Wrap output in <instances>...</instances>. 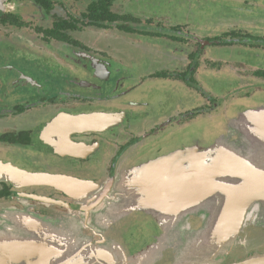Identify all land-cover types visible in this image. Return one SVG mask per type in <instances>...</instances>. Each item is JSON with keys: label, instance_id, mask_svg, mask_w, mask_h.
Here are the masks:
<instances>
[{"label": "flooded vegetation", "instance_id": "1", "mask_svg": "<svg viewBox=\"0 0 264 264\" xmlns=\"http://www.w3.org/2000/svg\"><path fill=\"white\" fill-rule=\"evenodd\" d=\"M128 1L8 0L6 10L0 14V264H70V259L48 249L53 248L54 240L61 241L56 234H60L65 217L74 220L76 229L86 231L79 238L82 256L101 264H239L264 257V194L248 193L257 187L250 178L229 181L227 185H236V192L218 187L216 192L201 195L197 204L204 206L205 212L197 213L192 222L196 223L195 232L210 242L209 246L202 242L182 249L186 237L171 235L170 225L158 230V239L156 235V239L143 240L145 227L137 224L129 242L124 239L120 243V259L112 261L108 253L98 259L96 254L101 252L95 248L90 251L95 237L101 235L97 231L100 225H96L99 216L111 212L107 205L121 198L115 193V185L126 161L140 160L138 153L153 151L157 141L167 140L176 127L224 113L231 99L237 102L258 93L264 103V64L257 67L242 57L236 63L242 75L236 87L227 92L229 102L222 106L223 102L219 103V98L206 88V71L222 69L223 61L205 55L210 48L238 47L243 53L254 52L261 62L264 0L259 7L262 16L237 15L236 25L241 28L220 31L218 36L209 31L199 36L189 30L190 22H172L168 15L157 14L155 0L140 4L136 14L134 10L129 12ZM246 11L256 12L251 8ZM90 33L95 35L94 40L88 38ZM112 33L139 37L153 49L158 41L166 43L165 51L170 58L174 55L172 64L166 71H149L135 78L127 68L117 67L115 61L124 63L121 57H114L105 43L100 44L98 35L105 39L104 35ZM182 33L183 37L179 35ZM153 79L177 85L172 90L175 95L187 100L197 95L202 103L191 110L161 111L157 117L151 116L150 101L137 94L141 85ZM157 89L149 87L147 97L153 98ZM99 114L109 117L105 127L95 131L76 132L61 122L63 118ZM160 134H166V139L161 140ZM159 153L156 161L143 163L158 162L168 167L172 159L163 157V149ZM244 159L247 164L236 167L264 171V163ZM92 168L93 174L89 170ZM41 174L79 179L94 187L82 196L71 197L64 190L34 182L33 175ZM218 179L220 184L225 183ZM201 183L210 188L218 186L214 180L202 179ZM234 194L233 206L225 207L226 203L232 205ZM43 199L80 208L68 209ZM97 213L101 214L92 218ZM214 219L221 223H207ZM75 228L70 229L71 233L79 232ZM167 233L169 240L165 238ZM81 243L85 244L82 248ZM131 246L135 248L130 254ZM179 252L184 256L178 257Z\"/></svg>", "mask_w": 264, "mask_h": 264}, {"label": "rangeland", "instance_id": "2", "mask_svg": "<svg viewBox=\"0 0 264 264\" xmlns=\"http://www.w3.org/2000/svg\"><path fill=\"white\" fill-rule=\"evenodd\" d=\"M148 1L150 0L128 1L129 12L134 10L135 14L138 13V6L140 4L142 6L144 4L147 5ZM245 1H248V4ZM155 2L159 8L157 14L168 15L170 20L172 19V22L182 24L190 22L188 24L189 30L198 33L199 36L205 35L207 31L218 36L220 31H232L236 27L241 28L238 24L236 25L237 15L247 17L262 16V13H259L262 0H155ZM239 8L245 10H240ZM248 8L256 12L246 11ZM179 35L183 37V33ZM98 37L101 39L100 44L105 43L114 57H121L122 61H124V63L115 61V63H118L117 67L119 69L127 68L128 72L134 75L135 78H140V76L149 71L155 73L166 71L167 66L172 64L171 58L174 55H171L170 58V54L168 55L165 51L166 43L161 41H158L156 48L153 49V45L146 44L144 40L138 39L139 37L135 39L134 36L128 37L127 34L119 37L112 33L108 36L104 35L105 39L102 35H98ZM88 38L94 40L95 35L90 33L88 34ZM231 48L229 46L228 48H219V50L210 48L206 50L207 54H205L209 59L217 58L223 61L222 69L212 70L214 68H209L212 71H206V88L219 98V103L223 102L222 106L225 102H229L230 98L226 97L227 92L229 89L236 87V82L242 75V72L236 69V63H239L242 57H244L250 59L257 67L260 63L264 64V56H261L260 62L258 58H255L257 56L254 52L245 51L243 53L240 52L238 47ZM176 61H178V58H176ZM159 81L162 80L153 79V81L146 82L143 86L141 85L142 90L138 94L136 93L137 95L142 94L145 101H150L149 109L151 111L149 114L151 116L157 117L161 111L168 113L171 110H191L202 103V99L199 98L197 100V95L189 100L184 97H178L172 91L177 85L165 80L163 82ZM153 86L158 88L156 94L153 98H148L146 95L148 94L147 91L149 87ZM259 96L258 93H254L253 98H244L237 102L236 98L231 99L232 104H225L227 110L224 109V113L213 117H206V119L199 117L182 127H176L167 140L157 141V144L154 146L155 151L150 150L148 152L144 150L138 153L137 155L140 157L137 158H140V160L135 158H132L133 160L127 159L128 161L124 163L123 168L118 173L119 184L115 185V193L120 195L118 196L119 198L121 197L120 200H112L110 202L111 205H107V207L112 209L111 212L107 211V214L104 215L101 213L92 215L93 218L101 214L99 222H96V225H100L97 231L102 236L98 235L95 237L96 241L93 242L90 251L92 252L95 248L97 252H101L96 254L98 259H103L104 257L100 255H105L104 253H108L112 261L117 258L120 259L123 254L120 243L124 239L129 242L132 237L130 235L132 230L138 229L135 227L137 224H142L145 227L143 233H141L143 240L156 239L158 230L162 231V226L167 227V225H170L172 229L171 235L176 234L177 237H186L182 249H190L196 246L197 243L201 244L202 242L204 243L203 246H209L210 242L208 243L205 238L201 237L202 235L199 236L195 232L193 224L196 223L192 222L193 217L197 213L205 212L204 206L194 203L191 209L189 201L193 200V197L187 200L183 199L180 203L174 204H171L168 200L163 201L164 194H161L163 200L161 196L156 195L158 194L157 190L151 183L149 184L150 178H153L157 174L158 168H163L162 170L164 171L161 170L158 174L164 179L160 177L159 180L161 182L169 180L167 183L164 182V188H169L170 185L185 187L186 184L185 188L187 190L196 191L197 187L192 184L193 187L190 188L192 185L188 184L194 182L196 178L202 181L200 176L205 181L210 182L214 180L215 183L218 182L216 177H219L218 180H223L225 185L233 179L232 177L222 175L203 176V173L200 172L203 168H229L243 165L247 164L244 158L248 157L255 162L264 163V106L259 105L263 103V100ZM129 99L132 98L129 97ZM176 105L179 106L176 107ZM164 135L166 134H160L161 140L163 138L166 139L163 137ZM160 149H163L166 155H163V157L169 160L172 159L171 163H169L170 165H167L168 167L165 165L160 166L157 164L158 162H153V164L143 163V161H156L161 156V153H159ZM185 149H187L186 152H184ZM257 154H260V156H257ZM166 168L168 169L166 170ZM63 170L67 173H72L68 169L63 168ZM89 170H91V174L94 173L92 171L94 170L93 168ZM74 172V174L78 173L82 175L80 171ZM185 173H187V178H184ZM234 190L236 192V189ZM227 191H230V189ZM240 191L242 190L240 189ZM154 194L155 197H153ZM236 196L234 194L235 199ZM225 207L230 208L231 205L226 203ZM92 218L90 219V223L94 221ZM62 223L60 234H56L61 241L54 240L53 248L48 249L60 257L70 259V264H101L99 260L94 262L82 256L83 254L79 249L81 240L79 238L81 234L83 236L86 235L85 229L80 227L76 229L74 220L67 219V217L63 219ZM207 223L219 224L221 221L216 222L214 219ZM73 226L79 231L76 234L74 232L71 233L70 229ZM128 230L130 233H128ZM88 235L90 236L89 232ZM158 235L157 239L159 238ZM161 238H164V236ZM165 238L169 240L170 235L167 233ZM159 242H163V240L159 239ZM84 245L81 243V248ZM133 248L135 246H131L129 250L130 254L133 252ZM136 250H134V253H137ZM151 251V249L148 250V252ZM92 255H95V253H92ZM151 256H155V253H151ZM180 256L183 257L184 254H180L179 252L178 257ZM55 259L53 258L50 261L54 262Z\"/></svg>", "mask_w": 264, "mask_h": 264}, {"label": "water", "instance_id": "3", "mask_svg": "<svg viewBox=\"0 0 264 264\" xmlns=\"http://www.w3.org/2000/svg\"><path fill=\"white\" fill-rule=\"evenodd\" d=\"M7 1L8 0H0V14L6 10ZM107 117L109 116L106 114L84 115V116L74 117L72 119L63 118L61 122L64 123V125H67L68 127L71 126V130L75 129L77 130L76 132H89V131H95L98 127H101V126L105 127L106 121L108 119ZM69 153L70 151L68 152V154ZM160 169L162 170L163 168H158L157 173L159 172ZM200 172L203 173L202 174L203 176L204 175H222V176H228L232 178H250L254 182L256 181L257 187L255 188V192L254 190H252V192L251 190H249L248 193H252V194L254 193L255 195L264 194V171H261L259 169H255L249 166H240V167L235 166V167H229V168L228 167H225V168L206 167V168H203ZM200 177L201 179H203L202 176ZM184 178H187L186 173H185ZM33 181L38 184L49 185V186H53L61 190H64L68 192L71 197H79L80 195L82 196L85 193H87L92 187H94L93 183H90L87 181L73 179V178L66 177V176H53V175H47V174L33 175ZM152 181L153 183L150 180L151 184L157 190V193H158L157 195H159V197L160 196L162 197L161 194H164L163 196L164 200L162 197L163 201L168 200L169 202H171V204H174V203H180L183 200L182 198H185V200H187L193 197V200L195 201L194 202L193 200L189 201L190 208L194 205V203L197 204L201 200L200 199L201 195L203 194L205 195L206 192H210V191L216 192L217 191L216 189L218 187L219 189L221 188L225 189V191H227L230 188V191L232 192H235L234 189H236V185L232 183L229 184L230 187L229 185H225V183L220 184L219 182L216 183L218 184L217 187L210 188V187H207L206 185L203 186L199 178H196L194 182L188 184V185L193 184L195 187H197L196 191L187 190V188H185L186 184H185V187L170 185L169 188H166V187L164 188V185H165L164 182L167 183L169 180H166L163 183H160V180H159V177H157V174L155 176V179L154 177L152 178ZM160 185H161V188H160ZM193 185L190 186V188H192ZM110 186H113V185L110 184ZM190 192H194V193H190ZM234 199H235L234 197L230 198V203L232 204L231 207L233 206ZM43 201L49 204L60 205L68 209L80 208V207H72L68 203L55 201L52 199H43ZM84 210L87 211L88 209H84ZM239 264H264V257L246 261V262L239 263Z\"/></svg>", "mask_w": 264, "mask_h": 264}]
</instances>
